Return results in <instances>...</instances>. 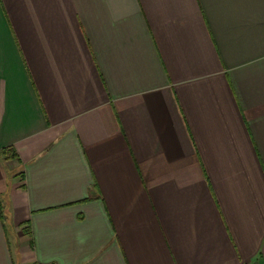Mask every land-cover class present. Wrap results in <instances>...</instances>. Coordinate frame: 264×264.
<instances>
[{"label": "crops", "instance_id": "crops-1", "mask_svg": "<svg viewBox=\"0 0 264 264\" xmlns=\"http://www.w3.org/2000/svg\"><path fill=\"white\" fill-rule=\"evenodd\" d=\"M264 264V0H0V264Z\"/></svg>", "mask_w": 264, "mask_h": 264}, {"label": "built area", "instance_id": "built-area-1", "mask_svg": "<svg viewBox=\"0 0 264 264\" xmlns=\"http://www.w3.org/2000/svg\"><path fill=\"white\" fill-rule=\"evenodd\" d=\"M33 264H42V263H33ZM43 264H47V263H43Z\"/></svg>", "mask_w": 264, "mask_h": 264}]
</instances>
